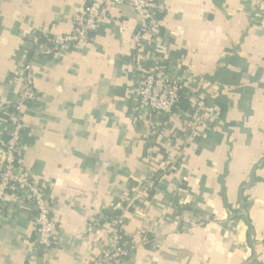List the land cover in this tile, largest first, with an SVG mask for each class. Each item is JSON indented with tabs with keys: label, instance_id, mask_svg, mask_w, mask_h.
<instances>
[{
	"label": "crops",
	"instance_id": "0c3cea01",
	"mask_svg": "<svg viewBox=\"0 0 264 264\" xmlns=\"http://www.w3.org/2000/svg\"><path fill=\"white\" fill-rule=\"evenodd\" d=\"M89 1L0 0V166L31 60L19 167L58 225L53 249L37 245L31 198L12 187L0 264L93 262L116 216L130 249L118 264H264V0H154L162 39L141 47L132 7L107 5L86 50L35 57ZM135 72L177 79L187 108L139 109Z\"/></svg>",
	"mask_w": 264,
	"mask_h": 264
},
{
	"label": "built area",
	"instance_id": "2783aa9c",
	"mask_svg": "<svg viewBox=\"0 0 264 264\" xmlns=\"http://www.w3.org/2000/svg\"><path fill=\"white\" fill-rule=\"evenodd\" d=\"M107 5H129L138 17L139 24L133 35L135 46L141 47L147 36L160 40L162 36L157 26L165 13L163 4L154 0H90L83 10V16L76 22L77 31L70 34L54 36L52 45L39 47L34 51L38 58H55L69 48L86 50L91 36L99 28L101 18ZM23 88L13 105V121L8 138L3 144V161L0 166V209L5 204L6 196L12 187H17L31 198L33 208V229L37 245L50 251L55 246L58 225L52 217L44 193L29 175L19 167L20 148L25 134V112L39 100L31 60L22 67ZM134 96L141 110L156 114L170 115L177 108L181 99L182 85L167 74L135 72ZM155 182L148 180L146 187L153 188ZM111 220L110 238L103 254L87 264H118L130 255V249L122 243L119 227L122 217H109ZM81 239L82 236H77Z\"/></svg>",
	"mask_w": 264,
	"mask_h": 264
},
{
	"label": "trees",
	"instance_id": "16d2710c",
	"mask_svg": "<svg viewBox=\"0 0 264 264\" xmlns=\"http://www.w3.org/2000/svg\"><path fill=\"white\" fill-rule=\"evenodd\" d=\"M52 38L49 37V36H44V37H41L40 39V44L44 47H47V46H51L52 45ZM187 91L185 90H182L181 91V99H180V103L178 104L177 108H180V109H186L187 106H188V101H187ZM224 113H225V108H222L221 109V117L223 118L224 116ZM152 181H154L156 183L157 179L152 177L151 178ZM156 179V180H155ZM126 258H124L122 261H124ZM121 261V262H122Z\"/></svg>",
	"mask_w": 264,
	"mask_h": 264
}]
</instances>
